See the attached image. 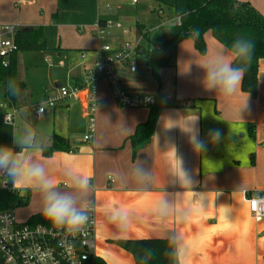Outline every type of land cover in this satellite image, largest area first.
I'll list each match as a JSON object with an SVG mask.
<instances>
[{
    "label": "crops",
    "instance_id": "1",
    "mask_svg": "<svg viewBox=\"0 0 264 264\" xmlns=\"http://www.w3.org/2000/svg\"><path fill=\"white\" fill-rule=\"evenodd\" d=\"M140 1L126 3L134 11ZM156 1L159 4L152 11L159 14L158 26H151L152 31H148L138 25L146 30L141 39L132 35L130 29L125 33L114 28L123 32L124 42L136 40L143 49L162 43L178 15L187 9L186 0ZM239 1L249 2L264 15V0ZM130 8L124 2L111 0H0V23L17 24L19 29L42 27L46 44V50L39 55H27L25 51L16 55L18 79L24 86L12 102L18 110L13 123L5 122L4 104L8 99L0 98V145H12L13 134H19L26 125L36 131L43 147L52 144L54 135L68 141L70 151L56 150L49 157L43 152L41 155L49 162L50 173L61 181L68 168L92 178L97 208L96 256L106 264H136L134 256L115 241L173 239L174 234H179L188 248L185 264H264V220L255 221L244 198V191H264V59L259 65L257 94L252 96L241 89L230 98L206 91L201 83L200 65L220 49H228L211 32L205 34L206 54H201L191 39L182 41L174 65L158 70L159 81L143 65L142 55L134 72L127 65H117L129 93L194 102L193 107L163 108L153 135L136 148L130 137L147 120L150 109L118 106L104 79L98 83L100 108L91 142L84 140L88 134L87 91L41 116L30 110L32 105L41 104L53 95L60 84L81 86L86 71L95 65L101 45L94 35V26L100 21L108 22L105 10L113 9L119 15ZM83 52L87 54L85 59L81 58ZM28 56L39 63L23 69L22 65H28ZM32 74L36 78L29 80ZM246 100L247 106L242 109ZM192 115L198 117L201 139L208 141L210 129H219L221 133L219 142L208 143L207 150L199 155L192 151L181 128ZM173 123L181 127H166ZM169 144H174L183 157L193 180V191L204 204L202 208L190 204L191 193L185 192L180 206H191L192 215L179 224L174 219L157 222L151 212L153 202L163 190L182 191L178 185L169 183L164 163ZM137 159L152 167L157 177L148 191H141L124 179ZM110 175L115 178L113 183L108 179ZM4 188L17 191L24 198L26 207L21 217L29 220L43 214L38 193L14 188L0 178V189ZM109 205L132 210V223L127 231L122 232L108 220L105 209Z\"/></svg>",
    "mask_w": 264,
    "mask_h": 264
},
{
    "label": "clouds",
    "instance_id": "2",
    "mask_svg": "<svg viewBox=\"0 0 264 264\" xmlns=\"http://www.w3.org/2000/svg\"><path fill=\"white\" fill-rule=\"evenodd\" d=\"M254 44L245 37H237L230 49H220L204 64L200 65L203 72L201 83L206 91L214 92L225 98H230L241 91L245 75V68L234 66L233 61L246 63L250 60ZM7 90L16 96L20 88L15 80H9ZM247 106V100L242 109ZM241 109V111H242ZM171 120V119H169ZM173 121V120H171ZM7 123L8 121L5 120ZM180 126L173 123L167 128ZM181 127V126H180ZM188 137V143L195 154H202L207 150L208 143H217L221 133L219 129H210L207 133L208 141L200 138L198 117L192 115L181 127ZM43 143L36 131L26 125L19 134H13L12 145H0V178L10 182L14 188L32 190L38 193L42 200V212L57 227L67 234L76 235L85 230L90 220V214L95 210L93 193L95 186L92 178L84 173L68 168L63 173V180H59L49 171V162L41 155ZM164 163L167 168L169 183L178 185L182 191L160 193L151 207V212L157 222L174 219L177 224L185 222L192 215L191 206L181 207L180 199L185 192L191 193V203L197 207H204L203 200L193 191V180L189 170L185 167L183 157L174 144L168 145ZM124 179L136 184L141 191H148L154 185L157 177L152 167L145 161L137 159L132 163ZM108 220L115 224L122 232L127 231L132 223V210L126 206H106ZM172 250L170 255L176 264H185L188 248L179 234H174L170 241ZM152 258L151 250L146 254L141 264H147Z\"/></svg>",
    "mask_w": 264,
    "mask_h": 264
},
{
    "label": "built area",
    "instance_id": "3",
    "mask_svg": "<svg viewBox=\"0 0 264 264\" xmlns=\"http://www.w3.org/2000/svg\"><path fill=\"white\" fill-rule=\"evenodd\" d=\"M133 4L138 0H131ZM159 13H162L160 10ZM181 17H177L176 23L181 24ZM127 29L121 24L112 25L99 22L94 26V35L103 43L110 29ZM19 25L13 23H0V64L9 68L12 57L19 51L16 43V34ZM142 47L139 43L126 41L116 54H112V47L107 44L100 45L93 68L88 69L84 75L80 87L60 84L56 92L49 96L43 103L35 104L30 110L37 116H41L51 109L63 104L70 99L79 98L85 90L88 93V103L85 106V115L88 118V134L84 137L86 142L93 140L96 132V117L100 108L98 98V83L104 79L118 106L124 108H150L155 105V94L129 93L117 71V65L123 64L130 67L132 72L137 69V59L142 55ZM86 53L81 58H86ZM5 120L13 123L18 110L10 100L4 104ZM109 181L113 183L115 178L110 175ZM245 201L256 222L264 220V191L254 193L244 191ZM95 204V203H94ZM255 205V206H254ZM96 206V205H95ZM97 235V208L90 214V220L85 230L70 235L65 230L53 223H32L27 220L21 223L14 210L0 211V264H87L96 257Z\"/></svg>",
    "mask_w": 264,
    "mask_h": 264
},
{
    "label": "trees",
    "instance_id": "4",
    "mask_svg": "<svg viewBox=\"0 0 264 264\" xmlns=\"http://www.w3.org/2000/svg\"><path fill=\"white\" fill-rule=\"evenodd\" d=\"M187 9L179 14L181 24H175L159 44L150 49L142 48L143 65L150 68L154 77L159 81L158 70L174 65V57L178 45L191 39L201 54H206L207 46L205 34L212 35L226 48L230 49L237 37H245L254 44L251 58L246 63L234 60V66L245 68V75L241 85L243 92L255 96L258 92V72L260 61L264 59V15L249 2L239 0H186ZM101 25L106 22L100 21ZM145 37L146 34H144ZM43 28L19 29L16 34V43L19 51H43L46 44L43 40ZM18 51V52H19ZM17 52V53H18ZM14 54L9 68L0 64V98L13 102L16 96L10 95L7 90L8 81L15 80L19 88L24 84L18 79L16 55ZM194 102L188 100H170L157 95L155 105L151 106L147 120L139 124L135 133L130 137L133 148L148 141L153 135L156 123L163 108L193 107ZM56 150L70 151L68 141L58 135L53 136L52 144L43 147V154L49 157ZM25 204L24 198L17 191L0 189V211L15 209ZM32 223H52L44 214H37L30 219ZM172 239H125L115 241L120 247L130 252L136 264H141L146 250H151L152 258L147 264H176L170 255ZM87 264H106L99 257H94Z\"/></svg>",
    "mask_w": 264,
    "mask_h": 264
},
{
    "label": "rangeland",
    "instance_id": "5",
    "mask_svg": "<svg viewBox=\"0 0 264 264\" xmlns=\"http://www.w3.org/2000/svg\"><path fill=\"white\" fill-rule=\"evenodd\" d=\"M117 1L124 2L126 4V7L130 8V5H128L126 3L127 0H111V2H117ZM152 1H155V2H151V1L149 2L148 0H141L140 3L136 6V9L134 11L131 10V8H130V10L123 11L119 15L117 13H115V10H113V9L111 10V12L108 10H105V12L107 13V17H108V23H111L112 25H116L119 23L124 27V29H127V30L130 29L132 35H136L138 39H141V38H143L142 34H143L144 29H139L138 25L144 26L145 29L148 31H152L150 29L151 26L156 28L158 26L157 24H159L161 21L159 18V14H157V12L152 11V8H154L155 6L157 7L159 2L156 0H152ZM165 8L168 9L169 7H165ZM146 30L144 32H146ZM107 33H108V35L105 37V40L103 41V43H100L99 40H97V41L101 45H103V44L110 45L112 47V54H116L124 43V41H123L124 36L122 35L123 32L120 30H116V29H110ZM132 43H138V42L136 40L135 41L133 40ZM22 52H24V51H22ZM22 52L19 51L18 55L20 56L22 54ZM24 53H26L27 55H30V53H32V55L33 54L39 55L40 51H25ZM28 58H29L28 65H22L23 69H25L26 66L29 67V66H33L34 64L39 63V61L35 58H30V56H28ZM26 74H28V73H26ZM42 76H44V73ZM34 78H36V74H32V76L30 75V77L28 79L31 80ZM29 86L34 87L33 83H30ZM25 207H26V205L25 206H18L14 209V212H15L18 220L21 223H24L28 220L27 217H21L20 216L24 213Z\"/></svg>",
    "mask_w": 264,
    "mask_h": 264
},
{
    "label": "snow or ice",
    "instance_id": "6",
    "mask_svg": "<svg viewBox=\"0 0 264 264\" xmlns=\"http://www.w3.org/2000/svg\"><path fill=\"white\" fill-rule=\"evenodd\" d=\"M255 206V205H254Z\"/></svg>",
    "mask_w": 264,
    "mask_h": 264
}]
</instances>
